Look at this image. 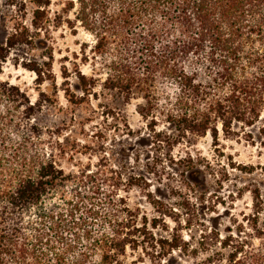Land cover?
Segmentation results:
<instances>
[{
	"label": "trees",
	"instance_id": "16d2710c",
	"mask_svg": "<svg viewBox=\"0 0 264 264\" xmlns=\"http://www.w3.org/2000/svg\"><path fill=\"white\" fill-rule=\"evenodd\" d=\"M28 3L29 9L27 0L10 2L17 14L0 44V62L5 52L32 49L61 19L50 16V0ZM66 6L73 15L67 24L93 37L102 89L141 97L138 111L158 143L171 141L156 130L158 118L177 131L173 141L209 133L216 142L219 129L251 126L264 111V0H68ZM47 57L26 64L40 81L53 78ZM78 81L85 94L95 86L81 73ZM65 94L72 102L75 94L69 88ZM40 96L32 102L0 81V264H132L128 251L148 246L158 247V264L176 250L196 255L179 235L154 239L148 225L158 220L148 222L128 207L119 191L140 176L126 182L105 164L62 167L76 144L43 124V105L54 100ZM251 193L257 205L260 193ZM243 221L235 234L204 235L206 257L196 264H264V208H252Z\"/></svg>",
	"mask_w": 264,
	"mask_h": 264
},
{
	"label": "rangeland",
	"instance_id": "374dc122",
	"mask_svg": "<svg viewBox=\"0 0 264 264\" xmlns=\"http://www.w3.org/2000/svg\"><path fill=\"white\" fill-rule=\"evenodd\" d=\"M10 2L0 0V44L17 14ZM67 2L50 0V16L54 19L59 13L61 19L51 22L49 34H42L32 49L5 52L0 81L18 86L32 102L41 98L40 93L53 98L43 105L41 118L44 125L61 130V139L76 144L73 154L61 159L66 171L79 165L95 169L105 164L121 172L126 182L129 176L143 178L119 191L128 207L148 222L158 220L156 227L148 225L154 239L179 235L189 249L197 251L191 256L176 250L161 264L202 262L206 257L200 251L204 235L210 231L235 234L244 215L252 208H264V111L251 126L234 123L230 133L219 129L216 142L209 133L187 134L173 141L177 131L158 118L156 130L171 136V141L158 143L147 127L148 119L138 111L141 97L126 99L102 89L104 74L91 51L93 37L79 25L67 24L73 19L72 13L64 12ZM23 18L29 24L30 11ZM50 53L53 78L40 81L26 64L30 58L48 60ZM78 73L95 79L89 94L80 88ZM66 88L75 94L72 102L67 100ZM81 97L82 102L75 103ZM252 190L260 193L257 205ZM148 192L159 204L149 202ZM156 250L158 247L149 246L129 250L126 261L158 264Z\"/></svg>",
	"mask_w": 264,
	"mask_h": 264
}]
</instances>
